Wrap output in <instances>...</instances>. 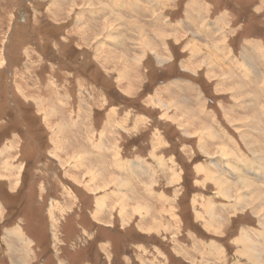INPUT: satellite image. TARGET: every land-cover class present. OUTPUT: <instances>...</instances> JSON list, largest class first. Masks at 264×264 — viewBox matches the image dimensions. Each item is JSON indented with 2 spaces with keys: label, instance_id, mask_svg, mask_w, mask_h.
I'll return each mask as SVG.
<instances>
[{
  "label": "rangeland",
  "instance_id": "obj_1",
  "mask_svg": "<svg viewBox=\"0 0 264 264\" xmlns=\"http://www.w3.org/2000/svg\"><path fill=\"white\" fill-rule=\"evenodd\" d=\"M85 1L0 0V264L264 262V0Z\"/></svg>",
  "mask_w": 264,
  "mask_h": 264
},
{
  "label": "crops",
  "instance_id": "obj_2",
  "mask_svg": "<svg viewBox=\"0 0 264 264\" xmlns=\"http://www.w3.org/2000/svg\"><path fill=\"white\" fill-rule=\"evenodd\" d=\"M94 20V19H93ZM95 23H99V25H100V20H99V22H96L95 21ZM104 24H105V22H104ZM136 27V31H140V32H142L143 33V37L146 35V33H145V30H144V28L143 27H141V26H135ZM141 39H142V37H141ZM115 40H116V37H115ZM195 48V47H194ZM210 56V55H209ZM229 68H230V66H229ZM57 113H54V115H56ZM97 118H99V116L97 115L96 116ZM46 119H47V117H46ZM70 120H68V121H66V123L65 124H67L66 125V127L69 129V128H72L73 130H75V129H77V125L76 124H74V125H70ZM111 122V121H110ZM58 125V129L56 128H54V129H52L51 128V130H52V132H53V138H55V137H58V136H60V135H63L64 134V123H60V124H57ZM100 127V126H99ZM115 126H113V128H114ZM97 130H99V129H97ZM55 136V137H54ZM47 137V136H46ZM19 140H22V141H25V143H26V139L25 140H23L22 138H20ZM32 140H34V141H37V140H35V139H32ZM75 140V142H77V140H76V138L74 139ZM99 140H100V138H99ZM80 142H82V143H84V140H82V139H80ZM90 143H91V147L90 146H88V151H89V153L92 155V157H93V159L95 160L97 157H99V156H101V155H103V154H106L107 153V150L106 151H102V142H101V145H100V142L99 143H97L96 142V139L95 138H91V140H90ZM89 143V144H90ZM125 144L127 143V142H124ZM104 144V143H103ZM57 146H59L58 144H56L55 145V147H57ZM83 147H85L84 145H82ZM55 147H54V149H51V150H54V152H55ZM107 147V146H106ZM115 148V147H114ZM114 148L112 149V150H109L110 152H114ZM62 150H59V152H63L62 153V156L64 155V147H62L61 148ZM122 151H124L125 153H126V146L124 147L123 145H122ZM85 152H86V150H84ZM15 152H17V156L16 157H18V158H20L21 159V161L23 162V164H24V166H23V169H21V170H24L25 171V169L27 168V166H32V164L31 163H33V162H31V163H27V162H25L23 159H22V154H21V148L20 149H16L15 150ZM23 152H25V147H24V149H23ZM50 156H52L53 158L52 159H54L55 160V164H56V166L61 170V171H63V173H64V170L63 169H61V164L64 166V163H63V161L61 160V157L59 156V160L58 159H55L56 158V156H54V155H51L50 154ZM96 156V157H95ZM116 156V155H115ZM103 159V157L102 158H100V160H97L98 161V164L100 163V161ZM114 159H115V161H114V165H112V169L110 170L111 172H114V173H112V175L114 176H116V178H117V170H118V168L119 169H122V168H125L126 167V163L123 161H120V162H117V156L116 157H114ZM51 160V159H50ZM62 163H61V162ZM118 166V167H117ZM67 167V166H66ZM130 167V166H129ZM200 167H202L204 170H206V169H211V167H203V166H200ZM68 168V167H67ZM76 169H78V167H76ZM199 169V168H198ZM198 169H196L197 171H198V173H199V171L200 170H198ZM55 170H57V169H55V167H54V169L52 170L53 172H51V176L49 177V180L50 179H52V182H54V180H53V176H54V174H55ZM120 171V170H119ZM197 171H196V173H197ZM259 171H260V169H259ZM121 172V171H120ZM20 174V173H19ZM200 174H202V173H200ZM20 177L22 178V176L20 175ZM110 177H111V174H109V179H110ZM21 178L19 179V180H21ZM99 178V180H98V183L97 182H94V186H96V189H100V182H102V178H103V180H104V182H106V180H108V178H106V177H102L101 178V176L100 175H98L97 176V178H96V180ZM180 178V177H179ZM115 180H117V179H115ZM111 181V180H110ZM19 183H21V181L19 182ZM107 183V182H106ZM110 183V182H109ZM22 184V183H21ZM19 186H20V184H19ZM49 186H51L52 188H53V186L52 185H50V183H49ZM76 194H78L79 195V193H78V191H77V188H78V186H80L81 188H85V186L84 185H82V184H80V185H77L76 184ZM115 188V187H114ZM79 189V188H78ZM126 191H127V188H126ZM100 192L102 193V194H100ZM116 192H117V188H116ZM114 193V192H110V196H109V198H111L112 196L113 197H115L114 195H116L117 196V193ZM118 192H119V190H118ZM120 192L123 194V197H124V195H125V190L122 188V190H120ZM106 193V194H105ZM49 194V197L51 198L52 197V191L50 192V193H48ZM92 194H94V197H95V201L97 200V199H106V201H112L111 199H109V198H105V196H107V192H105V191H97V190H95V191H93L92 192ZM117 197H115V199H116ZM150 198L151 199H153L154 198V196H150ZM108 199V200H107ZM117 200H118V198H117ZM108 227V226H107ZM110 230V229H109ZM111 231H113V230H111Z\"/></svg>",
  "mask_w": 264,
  "mask_h": 264
},
{
  "label": "bare ground",
  "instance_id": "obj_3",
  "mask_svg": "<svg viewBox=\"0 0 264 264\" xmlns=\"http://www.w3.org/2000/svg\"><path fill=\"white\" fill-rule=\"evenodd\" d=\"M84 1V0H83ZM59 2V1H58ZM86 2V4H88L89 3V5L90 6H93L94 4L92 3V0H86L85 1ZM94 2H96V3H98L99 1H97V0H94ZM94 7V6H93ZM120 22V21H119ZM121 23V22H120ZM120 23H119V25H120ZM113 25H114V23H110V21H107V23H105V26H106V28H105V33H109V35H110V28H111V26L113 27ZM117 24H115L114 26H116ZM122 26H124V25H122ZM121 26V27H122ZM118 27H120V26H118ZM107 28L109 29V31L107 30ZM123 28V27H122ZM171 28V27H170ZM113 28H111V30H112ZM90 30V29H89ZM93 30V29H92ZM154 30V29H153ZM165 30H166V27H165ZM134 31V35L136 36V33L137 34H139L140 35V38L142 37L143 38V33L142 32H140V31H136V30H133ZM93 32V31H92ZM115 32V31H114ZM119 32H120V30H119ZM123 32V31H122ZM85 33V32H84ZM164 33V32H163ZM124 34H125V32H124ZM153 34V33H152ZM108 35V36H109ZM85 36V35H84ZM111 36H113V33L111 34ZM110 36V37H111ZM116 36V35H115ZM132 36V35H131ZM139 38V39H140ZM164 38V37H163ZM165 40V39H164ZM164 40H162V41H164ZM250 42V41H249ZM144 43V42H143ZM179 44V43H178ZM149 46V45H148ZM152 46V45H151ZM154 49V48H153ZM123 51H125V50H123ZM126 52V51H125ZM124 52V53H125ZM136 56V55H135ZM112 57V56H111ZM115 57V56H114ZM117 57V56H116ZM121 57V56H120ZM127 57H128V55H127ZM139 57V56H138ZM109 58V57H108ZM133 58V57H132ZM157 59H159V58H157ZM105 60V59H104ZM115 60H118V58L117 59H115ZM121 60V59H120ZM130 60V59H129ZM135 60H136V58H135ZM108 61V60H107ZM106 61V62H107ZM117 62H120V61H117ZM123 62V61H122ZM132 62H134V61H132ZM152 62V61H151ZM130 63V61L128 62V64ZM252 65V64H251ZM124 65H122V67H123ZM117 68V67H116ZM125 68H126V66H125ZM125 68H123V69H125ZM228 68V67H227ZM245 68V67H244ZM249 68V67H248ZM129 69V68H128ZM248 72V71H247ZM251 72V71H250ZM253 72V71H252ZM246 73V72H245ZM255 74H256V72H254ZM137 75V74H136ZM236 82V81H235ZM79 85H80V83H79ZM197 119V118H196ZM195 121H193L192 122V125H193V123H194ZM205 126V125H204ZM120 128V127H119ZM56 129V128H55ZM57 129H58V127H57ZM192 129V128H191ZM207 134H211L210 132L209 133H207ZM212 139V138H211ZM201 141V140H200ZM220 150V149H219ZM221 151H223V152H225V149H224V147L222 146V148H221ZM114 158V157H113ZM75 162H76V164H81L82 163V160H81V157H78V158H75ZM78 162V163H77ZM141 162V161H140ZM128 165V164H127ZM10 167H12V166H10ZM118 167V166H117ZM151 169V168H150ZM13 170V169H12ZM232 170V169H231ZM231 170H227L230 174L232 173L231 172ZM150 172V171H149ZM245 173H246V171H245ZM247 174V173H246ZM177 175V174H176ZM97 176V175H96ZM236 176H238L239 178H241V176H239L238 175V173H237V175ZM238 178V179H239ZM179 179V178H178ZM176 180H177V177H176ZM252 180V179H251ZM111 183L112 184H115V186H117V187H122V188H124V187H126V185L124 184V183H122V182H120V181H117V180H114V181H111ZM242 184H244L245 185V187L244 188H246V187H252V185H251V183H248V182H243ZM154 187V186H153ZM127 188V187H126ZM153 195V194H152ZM132 201H135L133 198H132ZM147 203V202H146ZM100 207H102L101 206V204L99 205ZM98 213H99V211H98ZM95 216V215H94ZM210 224H208L207 226H209ZM162 226V225H161ZM211 226V225H210ZM21 232V231H20ZM23 233V232H22ZM20 234V233H19ZM248 235V234H247ZM21 236V235H20ZM250 236V235H249ZM247 237V236H246ZM244 238H245V236H244ZM264 238V237H263ZM243 239V238H242ZM246 240H248V243L249 244H245L244 245V247H243V252H241V255H245L246 254V256H247V258L249 259V261L250 262H252V263H256V264H263L264 262H262V254L259 252V247H258V245L256 244V243H253V241L251 240V239H247L246 238ZM260 246V245H259ZM263 249V248H262ZM261 248H260V250H262ZM263 251V250H262ZM264 254V253H263ZM197 256V255H196Z\"/></svg>",
  "mask_w": 264,
  "mask_h": 264
}]
</instances>
